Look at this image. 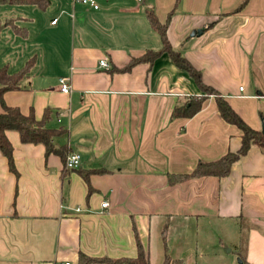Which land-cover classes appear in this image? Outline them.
Returning <instances> with one entry per match:
<instances>
[{
  "label": "crops",
  "instance_id": "crops-1",
  "mask_svg": "<svg viewBox=\"0 0 264 264\" xmlns=\"http://www.w3.org/2000/svg\"><path fill=\"white\" fill-rule=\"evenodd\" d=\"M176 2L0 4L1 20L26 30H1L0 68L16 73L34 59L5 102L26 114L33 108L39 119L50 108L49 125L66 129L57 145L81 156L80 167L68 169L43 144L7 131L16 171L0 151V264H79L80 252L136 257L139 242L151 264L167 251L199 264L222 246L239 264H264V150L251 148L224 178L169 181L242 140L214 94L193 116H173L205 93L167 52L133 62L163 46L147 9L164 22ZM168 38L251 127H264V0H179ZM62 76L69 93L60 90Z\"/></svg>",
  "mask_w": 264,
  "mask_h": 264
},
{
  "label": "trees",
  "instance_id": "trees-1",
  "mask_svg": "<svg viewBox=\"0 0 264 264\" xmlns=\"http://www.w3.org/2000/svg\"><path fill=\"white\" fill-rule=\"evenodd\" d=\"M6 3L35 5L45 10L50 4V0H0V4ZM178 4L179 0H177L175 7L168 13L164 22L160 21L154 9H147L149 22L153 29L160 34L163 46L158 51H147L141 59H135L133 62L137 60L152 62L159 55L167 52L177 67L187 71L198 87L205 93V95L201 97L191 95L185 103L175 106L173 116H193L201 108L204 99L214 94L222 118L236 125L242 131V140L239 149L235 151L229 150L226 154L213 161H199L196 167L189 173H170L168 174L169 181L171 183H176L186 179L203 176L224 178L230 174L232 166L243 158L251 148L258 146L264 150V132L262 129L251 127L229 102L222 95L218 94L215 88L207 85L203 81L201 71L195 68L179 50L173 48L168 38V26ZM8 25H11L16 32L26 34V30L15 25L13 19H0V36L1 30ZM33 62L34 59L29 60L26 67L16 73H10L7 66L0 68V151L6 156L12 171H16V167L13 154L14 147L7 135V131L9 130L17 131L23 143H40L45 146L47 154H59L65 166L67 156L72 152L70 147L66 144L57 145V139L65 133L66 129L64 127H53L49 125V121L52 118V110L50 108H47L43 116L39 119L36 117L33 108L26 114L23 113L19 106H12L5 102L4 95L7 91L17 90L22 87L23 79ZM94 262H105L107 264H151L148 254L140 242L138 243V255L136 257L113 259L109 257H91L80 252L79 264H91ZM162 264H182V260L180 258H173L167 251Z\"/></svg>",
  "mask_w": 264,
  "mask_h": 264
},
{
  "label": "built area",
  "instance_id": "built-area-1",
  "mask_svg": "<svg viewBox=\"0 0 264 264\" xmlns=\"http://www.w3.org/2000/svg\"><path fill=\"white\" fill-rule=\"evenodd\" d=\"M84 2L90 3L91 5H93L95 8L98 7V4L96 3V0H83ZM57 21V19L55 18L52 23H55ZM101 66L104 67H108V63L106 61V59H102L100 61ZM70 77L68 76H62L59 78V83H60V90L62 92L65 93H69L71 90V84H70ZM241 89H243V87H241ZM81 164V156L79 153L76 152H71L66 159V167L69 169H75V168H79ZM109 205V202L107 200H105L102 203L103 207H107ZM57 264H70L69 261H62V262H58Z\"/></svg>",
  "mask_w": 264,
  "mask_h": 264
},
{
  "label": "rangeland",
  "instance_id": "rangeland-1",
  "mask_svg": "<svg viewBox=\"0 0 264 264\" xmlns=\"http://www.w3.org/2000/svg\"><path fill=\"white\" fill-rule=\"evenodd\" d=\"M228 248H231L230 246ZM240 258L236 251L228 252L224 246L220 251L215 254H211L209 258H204L199 264H239Z\"/></svg>",
  "mask_w": 264,
  "mask_h": 264
},
{
  "label": "water",
  "instance_id": "water-1",
  "mask_svg": "<svg viewBox=\"0 0 264 264\" xmlns=\"http://www.w3.org/2000/svg\"><path fill=\"white\" fill-rule=\"evenodd\" d=\"M263 132H264V127L262 128Z\"/></svg>",
  "mask_w": 264,
  "mask_h": 264
}]
</instances>
